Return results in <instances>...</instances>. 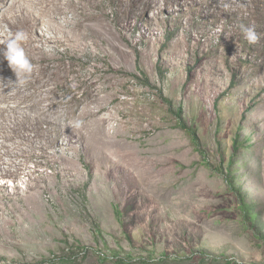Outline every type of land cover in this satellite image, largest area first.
<instances>
[{
    "label": "rangeland",
    "instance_id": "obj_1",
    "mask_svg": "<svg viewBox=\"0 0 264 264\" xmlns=\"http://www.w3.org/2000/svg\"><path fill=\"white\" fill-rule=\"evenodd\" d=\"M93 3L41 25L53 104L46 143L0 147V264H264V0Z\"/></svg>",
    "mask_w": 264,
    "mask_h": 264
},
{
    "label": "bare ground",
    "instance_id": "obj_2",
    "mask_svg": "<svg viewBox=\"0 0 264 264\" xmlns=\"http://www.w3.org/2000/svg\"><path fill=\"white\" fill-rule=\"evenodd\" d=\"M119 1L122 4V9L119 12V15L125 18L135 15L140 10V4L142 2V0ZM190 1L191 0H169V3H175L174 5L180 7L190 3ZM9 2L8 0H0V46L5 47V44L2 43L10 34H14L20 30L27 32L29 39L26 42H22V47H24L26 55L35 67L30 75H21V77H19V81L21 82H15L17 79L15 73L9 67L3 55L0 54V103L4 104L0 105V137L3 140L0 142V147L4 148H10L12 144L7 142H17V139L25 142L42 139L44 140V143H46V114L50 111L53 103L51 106H46V99L48 98V96L46 98V86L49 85L50 74H46V66L42 65L43 63H40L42 61L40 55L42 54L43 49L38 45L39 39L42 38L40 31L41 25L46 22V16L49 22L62 24L59 16L68 14L65 7L67 4L73 2L75 7L82 8L83 5L81 12L83 16L80 17L81 14H78L77 12H75V15L73 16L77 17V27L81 26L85 19V21L93 20L95 22L96 18H98V15H95V13L92 12L94 0H12V2ZM147 2L148 1H146V3ZM65 23L71 25L72 21H66ZM4 24H7L6 27H8V29H5ZM89 27H91L89 31L92 32L96 28L95 24ZM100 29L102 30V28ZM87 30L88 29H86V31ZM23 92H27L28 94L26 98H23L25 99L23 104L27 108V110L24 111L20 110L21 108H25L23 107V104L22 106H19V108L11 106L13 97ZM49 92L52 91L50 90ZM28 101H32L33 104H27ZM12 114L14 117L13 120L11 119ZM69 133L70 132H68V134Z\"/></svg>",
    "mask_w": 264,
    "mask_h": 264
},
{
    "label": "clouds",
    "instance_id": "obj_3",
    "mask_svg": "<svg viewBox=\"0 0 264 264\" xmlns=\"http://www.w3.org/2000/svg\"><path fill=\"white\" fill-rule=\"evenodd\" d=\"M240 30L243 34L244 39L249 44H256L261 36L256 31L255 25H240ZM29 39L28 33L20 30L14 34H10L9 37L2 43L5 44L3 49H0V54L6 59L9 67L15 73L17 79L15 82L19 81L21 75L28 76L34 71V65L26 55L24 47H22V42H26ZM46 51H52L51 49H46ZM74 86V85H73ZM83 121H72L69 122L68 126L80 128Z\"/></svg>",
    "mask_w": 264,
    "mask_h": 264
},
{
    "label": "trees",
    "instance_id": "obj_4",
    "mask_svg": "<svg viewBox=\"0 0 264 264\" xmlns=\"http://www.w3.org/2000/svg\"><path fill=\"white\" fill-rule=\"evenodd\" d=\"M187 129V128H186ZM188 131L190 130V129H187ZM192 135H193V137H194V139H196L197 138V136H196V131L194 130L193 132H192ZM245 210V209H244ZM245 213L246 214H248L249 215V217L251 218V219H255L257 216H256V213L255 214H252L251 212H249V211H247V210H245ZM201 255L203 256L202 258H203V260L205 261V260H207V261H214V258H211V259H207V257H209V254H205L204 252H202L201 253ZM216 259V258H215ZM218 259V258H217ZM163 261H165V259H161L160 260V262H163ZM176 261H180V260H176Z\"/></svg>",
    "mask_w": 264,
    "mask_h": 264
}]
</instances>
